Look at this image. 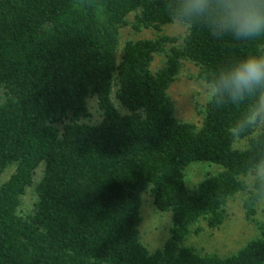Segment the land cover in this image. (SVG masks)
<instances>
[{"label": "trees", "instance_id": "16d2710c", "mask_svg": "<svg viewBox=\"0 0 264 264\" xmlns=\"http://www.w3.org/2000/svg\"><path fill=\"white\" fill-rule=\"evenodd\" d=\"M164 0H0V264H264V221L254 220L264 181L254 162L264 154L262 97L240 105L206 103L200 125L180 119L169 88L185 58L202 79L252 43L212 37L205 29L178 37L124 41L120 26L172 23ZM156 54L165 55L156 70ZM95 97L101 117L90 115ZM238 138H247L243 147ZM220 170L193 186L194 162ZM36 182V199L22 197ZM171 213L169 235L151 251L140 238L143 194ZM243 194L258 234L221 255L185 244L198 223L226 219Z\"/></svg>", "mask_w": 264, "mask_h": 264}, {"label": "rangeland", "instance_id": "374dc122", "mask_svg": "<svg viewBox=\"0 0 264 264\" xmlns=\"http://www.w3.org/2000/svg\"><path fill=\"white\" fill-rule=\"evenodd\" d=\"M135 19V12H130L128 22L120 26V41L118 57L121 56V48L127 39L141 37L154 38L160 33L174 35L178 37L177 44H183V38L187 30L178 23H169L160 29L155 27H142L136 29L132 26ZM165 60V55L156 54L152 61V68H159ZM200 67L191 59L185 58L180 71L172 82L169 93L175 103L176 114L180 119L192 121L198 125L202 123L203 111L206 101L203 97L198 77ZM90 115L84 118L85 121L94 122L101 117V110L97 106V99H89ZM262 109L264 111V100ZM247 143V138H238L235 146L243 147ZM43 165H39L34 175V183L29 186L22 197V210H30L36 199L34 187L43 172ZM220 166L215 163L201 161L189 164L185 169V178L189 186H193L211 173L218 172ZM14 171V167L7 168L0 176V184L6 180ZM257 175V170L248 176L251 181ZM226 219L216 227L210 228L205 219L198 225L199 232H193L184 242L194 246L201 252L211 251L221 255L231 254L242 247L248 240L258 234L257 224L254 220L264 221V195L257 203V212L253 219L247 217L243 205V194L238 193L232 197L226 205ZM171 213L162 211L156 207L150 190L143 194L141 207V222L139 225L140 238L142 242L154 251L163 246L169 235L171 227Z\"/></svg>", "mask_w": 264, "mask_h": 264}, {"label": "clouds", "instance_id": "9594fccd", "mask_svg": "<svg viewBox=\"0 0 264 264\" xmlns=\"http://www.w3.org/2000/svg\"><path fill=\"white\" fill-rule=\"evenodd\" d=\"M163 7L170 20L189 33L203 28L214 38L228 36L253 44L202 78L201 91L210 106L240 105L251 98H264V0H164ZM254 166L258 179L264 181V154Z\"/></svg>", "mask_w": 264, "mask_h": 264}]
</instances>
